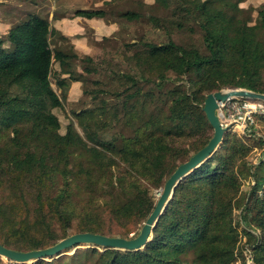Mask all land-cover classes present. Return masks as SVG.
Here are the masks:
<instances>
[{"label":"trees","instance_id":"1","mask_svg":"<svg viewBox=\"0 0 264 264\" xmlns=\"http://www.w3.org/2000/svg\"><path fill=\"white\" fill-rule=\"evenodd\" d=\"M153 1L138 3L147 13L118 14L130 22L144 16L167 36L131 40L128 70L57 42L51 48L58 34L35 13L0 36V244L26 251L79 232L136 236L155 206L153 190L213 134L202 109L206 95L264 93V4L253 16L245 0ZM105 13L82 8L73 15ZM53 54L60 57L59 94L51 85ZM76 62L82 75L72 70ZM83 74L95 76L94 87L81 91L90 103L67 112V90ZM257 143L264 146V138ZM253 144L227 131L178 183L143 248L87 247L31 264H231L241 225L253 263L264 264V156L246 160ZM243 180L251 184L242 193ZM0 264L22 263L0 257Z\"/></svg>","mask_w":264,"mask_h":264},{"label":"rangeland","instance_id":"2","mask_svg":"<svg viewBox=\"0 0 264 264\" xmlns=\"http://www.w3.org/2000/svg\"><path fill=\"white\" fill-rule=\"evenodd\" d=\"M153 2V0H0V36L5 37L8 29L13 24L25 18L29 13H35L40 16H46L50 21V27L58 34L52 37L51 48L57 42L64 49H70L79 56L86 54L94 59L103 58L108 62H112V64L119 65L123 70H128L129 65L125 59V53L127 50L126 46L131 40L142 39L161 42L166 40L167 36L161 28H156L153 22L144 16L138 21L130 22L119 19L118 14L129 9H136L142 13H147L148 9L140 7L138 3L151 4ZM262 4H264V0H245L241 3V6L245 8L251 7L254 10L253 16H256V11ZM82 8L103 9L106 12L105 17L102 19L74 18L73 14L75 11ZM155 14L161 16L163 12L158 11ZM64 18H70L71 20L70 22L63 23L62 20ZM57 20L63 24L62 28L58 27ZM173 38L177 42H185L187 39L186 36L176 34L173 35ZM59 58L58 55L53 54L51 74V85L58 94L60 93V88L56 82L58 78L55 74L59 68L57 61ZM72 70L82 75L79 63H74ZM83 77V82H75L67 90L68 101L64 102L67 112L73 107H79L83 101L90 103L89 97L84 96L81 91L83 87L86 89L94 87L92 81L95 76L93 74H83ZM262 116L264 114H257L253 117V131H249L246 134L231 131L239 137H250L255 143L251 151L246 155V160L251 163H257L264 156V146H260L257 143L259 137L264 138V120H262ZM225 118L226 121L230 120L227 115ZM77 129L80 131L79 128ZM249 184L251 183L248 181H242V193L248 190ZM153 195L155 198L158 197L159 191L153 190ZM235 213L237 214L235 215V220L238 221L240 210H235ZM243 229L244 227L242 225L238 226V231L241 232L237 242L239 264H244V259L241 254L242 246L244 248V243L246 242ZM87 247L91 246L80 245L76 249L71 248L67 250L66 254H72L78 249ZM2 260L7 262L5 258H2ZM232 264L236 263L233 262Z\"/></svg>","mask_w":264,"mask_h":264},{"label":"water","instance_id":"3","mask_svg":"<svg viewBox=\"0 0 264 264\" xmlns=\"http://www.w3.org/2000/svg\"><path fill=\"white\" fill-rule=\"evenodd\" d=\"M231 97H243L264 102V93L241 88L219 90L206 95L202 109L208 122L212 126L213 134L204 147L192 154L189 159L179 164L171 173L163 188L159 190V196L157 197L152 212L146 218L136 236L125 238L93 232H79L71 234L51 246L26 251L13 249L0 244V257L15 263L31 264L37 260L58 258L66 254L67 250L71 248L76 249L80 245H87L99 249L113 248L129 251L143 248L152 239L153 230L160 216L166 211L167 205L173 197L178 183L209 159L222 143L227 128L223 127L220 123L217 115V107L219 102H223Z\"/></svg>","mask_w":264,"mask_h":264},{"label":"built area","instance_id":"4","mask_svg":"<svg viewBox=\"0 0 264 264\" xmlns=\"http://www.w3.org/2000/svg\"><path fill=\"white\" fill-rule=\"evenodd\" d=\"M257 114H264V102L249 98L231 97L223 102H219L217 107V115L221 125L226 127L227 131H236L242 134L251 131V126L254 122L253 117ZM226 115L230 120L226 121ZM237 249L235 250L236 258L233 262L239 264V251ZM242 256L244 264L253 263L252 252L245 243Z\"/></svg>","mask_w":264,"mask_h":264},{"label":"crops","instance_id":"5","mask_svg":"<svg viewBox=\"0 0 264 264\" xmlns=\"http://www.w3.org/2000/svg\"><path fill=\"white\" fill-rule=\"evenodd\" d=\"M74 18H78L79 19L81 17H74ZM70 20H71L70 18H66V19L64 18V20H62V22L63 23H67V22H70ZM56 23H57L58 27H60V28L63 27V24L59 20H57Z\"/></svg>","mask_w":264,"mask_h":264}]
</instances>
